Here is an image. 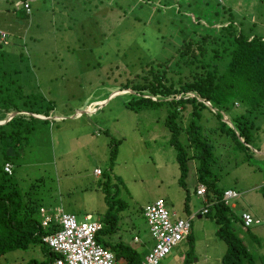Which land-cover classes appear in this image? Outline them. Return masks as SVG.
<instances>
[{
    "label": "rangeland",
    "instance_id": "obj_1",
    "mask_svg": "<svg viewBox=\"0 0 264 264\" xmlns=\"http://www.w3.org/2000/svg\"><path fill=\"white\" fill-rule=\"evenodd\" d=\"M229 1L29 0L27 13L19 0H0V32H9L8 39L25 53L20 70L29 91L24 93L34 94L37 98L29 101L38 104L36 110L48 109L52 117L49 124L37 123L38 131L23 148V160L13 167L20 185L29 188L38 180L40 186L32 191L43 208L60 205L74 212L78 222L88 213L101 224L108 208L102 191L106 187L110 205L122 211H112L119 218L117 234L102 237L103 242L121 239L142 257L153 245L145 206L161 199L181 218L189 216L184 214L187 208L190 215L200 211L194 161L188 162L185 188L179 186L181 172L169 144L165 109L128 111L123 107L128 97L118 91L143 65L170 60L182 38L179 30L200 28L195 21L223 24L228 10L238 17L246 4ZM251 9L252 20L249 15L244 20L246 30L254 24L255 34L264 37V5ZM190 113L188 106L183 123ZM206 124L215 126L213 121ZM256 124L259 131L248 149L216 135L213 172L218 190L240 193L234 201L236 214L248 212L260 220L249 232L236 228L235 234L255 263L264 264V110ZM111 145L117 151L113 164ZM95 168L101 177H94ZM190 220L192 243L177 245L161 264H188V257L189 264H221L226 245L216 235L212 216ZM39 248L9 252L0 257V264L44 261Z\"/></svg>",
    "mask_w": 264,
    "mask_h": 264
},
{
    "label": "trees",
    "instance_id": "obj_2",
    "mask_svg": "<svg viewBox=\"0 0 264 264\" xmlns=\"http://www.w3.org/2000/svg\"><path fill=\"white\" fill-rule=\"evenodd\" d=\"M239 4L246 6L238 11V17L228 10L227 22L223 24L209 26L195 21L200 28L179 30L182 38L171 59L163 58L143 65L138 74L120 84L118 91H125L123 94L128 99L123 107L128 111L165 109L164 124L170 134L169 144L175 150L181 172L179 186L185 188L188 162L194 161L197 187L204 186L207 201L211 203L204 216H212L218 227L216 235L226 245L221 264H256L254 256L235 234L236 228L250 230L243 227V212L237 215L234 208L224 205L222 197L226 190L216 188L217 178L213 172L216 135L230 138L238 147L248 149L254 134L259 131L258 115L264 110V37L255 34L254 24L248 30L244 24L246 15L250 20L253 18L251 7L264 5V0H242ZM13 9L19 11L15 4ZM23 55V47L16 42L0 43V122L16 113L0 125V257L38 245L45 260L37 262L33 259L28 264H51L58 255L42 239L58 227L53 225L56 228L46 229L41 225L43 204L33 194L41 182L33 181L29 188H23L13 168L23 160V148L28 145L30 136L38 131L37 123L49 124V121L34 117H49L48 109L44 113L38 112V104L29 101L37 97L24 93L29 87L25 90L28 82L26 78L22 79L20 70ZM188 106L191 113L183 123V112ZM209 121L215 126L209 127L206 124ZM116 157V146H112L109 157L112 164ZM6 164L10 165V173L4 170ZM102 191L108 208L101 218L103 227L96 235L97 242L113 253L115 264L118 261L139 264L142 256L128 244L121 240L103 242L102 237L116 233L117 215L122 210L110 205L106 187L103 186ZM260 192L264 197V186ZM190 234L187 241L192 243Z\"/></svg>",
    "mask_w": 264,
    "mask_h": 264
},
{
    "label": "built area",
    "instance_id": "obj_3",
    "mask_svg": "<svg viewBox=\"0 0 264 264\" xmlns=\"http://www.w3.org/2000/svg\"><path fill=\"white\" fill-rule=\"evenodd\" d=\"M29 0H22L23 8L29 12ZM6 34L0 32V42L4 45ZM4 170L10 173V165L6 164ZM95 176H100V170H94ZM196 195L201 197L203 208L191 216L193 219L197 215L204 216L207 214V206L210 205L206 198L204 186L199 185ZM240 194L234 190H226L223 193L222 201L224 205L234 208V201L239 198ZM143 216L148 224L150 234L154 240L152 249L145 256L141 264H161V262L173 251L177 245L187 240L191 232V220L176 218L175 215L167 209L163 200H156L148 205ZM244 229L258 226L260 220L255 219L250 213L243 212L241 215ZM43 226L57 225L59 229L52 234L44 237L42 242L45 243L58 257L51 264H115L114 255L102 248L97 242L96 235L102 229V224L86 217L84 221L78 222L75 215L66 214L59 211L54 217L45 216Z\"/></svg>",
    "mask_w": 264,
    "mask_h": 264
},
{
    "label": "crops",
    "instance_id": "obj_4",
    "mask_svg": "<svg viewBox=\"0 0 264 264\" xmlns=\"http://www.w3.org/2000/svg\"><path fill=\"white\" fill-rule=\"evenodd\" d=\"M29 17V16H28ZM28 17H26V18H28ZM16 32V31H15ZM5 33V32H4ZM8 34H10L9 32L6 34V42H7V44H11L12 42H11V40H9L8 39ZM1 43V42H0ZM2 44V43H1ZM6 44V45H7ZM27 92L29 91V90H26ZM98 102V101H97ZM103 102V101H102ZM95 111V110H94ZM81 112H77V114H80ZM85 113H87V111L85 110ZM35 118H37V119H41V120H46V121H51V119H52V117L50 118V116L49 117H42V116H35ZM94 170H97V168H95ZM94 170H93V175H94ZM99 170V169H98ZM101 172V171H100ZM102 176V172H101V175L100 176H95L94 175V177H96V178H99V177H101ZM238 193V192H237ZM240 194V193H239ZM240 197V196H239ZM157 200H159V199H157ZM161 200V199H160ZM104 201H105V199H104ZM165 203V202H164ZM150 205V204H149ZM166 205V204H165ZM234 205H235V203H234ZM148 206V205H147ZM147 206H145L144 207V209L147 207ZM167 207V206H166ZM235 208V207H234ZM144 209L142 210V212L144 211ZM168 209V208H167ZM186 209V208H185ZM169 210V209H168ZM59 211H62L63 213H66V214H71V215H75L76 216V214L74 213V212H65L62 208L60 209V205H58V206H54L53 207V209H50V210H47V209H45V208H43V206H42V208L40 209V220H41V225H42V223L45 221V216H50L51 217V219L52 220H54V217H55V215L57 214V213H59ZM170 211V210H169ZM171 212V211H170ZM104 214V213H103ZM103 214H102V216H103ZM171 214H173V215H175V217L176 218H181V217H179L178 216V214H176L175 212H171ZM184 214H186V215H189L187 218H181V219H188V218H190L191 216H193V215H190V212H189V209L187 208L186 209V211L184 212ZM196 214V213H195ZM91 217V215L90 214H88V213H86L85 215H83V217H82V219H83V221L85 220V218L86 217ZM101 216V217H102ZM253 216V215H252ZM256 219V218H255ZM259 220V219H258ZM147 223V222H146ZM53 225H55V224H53ZM53 225H48V226H43L44 228H50V227H52ZM148 225V224H147ZM57 226V225H56ZM54 227V226H53ZM58 227V229H59V226H57ZM102 227H103V225H102ZM54 228H56V227H54ZM54 232V231H53ZM52 232V233H53ZM52 233H50V234H52ZM50 234H48V235H50ZM115 234H117V233H115ZM114 234V235H115ZM149 234H150V231H149ZM47 235V236H48ZM44 237H46V236H44ZM43 237V238H44ZM150 237H151V239H152V236H151V234H150ZM121 240V239H120ZM119 241V240H118ZM117 241V242H118ZM122 241V240H121ZM152 241H153V245H154V240L152 239ZM133 242L136 244V243H138L139 242V239H138V237H133ZM102 245V244H101ZM152 249V245H151V248H150V250ZM107 251H110V250H108V249H106ZM149 250V251H150ZM111 252V251H110ZM112 253V252H111ZM113 254V253H112ZM148 254V253H147ZM146 254V255H147ZM145 255V256H146ZM145 256H143L142 257V260L140 261V263L139 264H141V262L144 260V258H145ZM166 259V258H165Z\"/></svg>",
    "mask_w": 264,
    "mask_h": 264
},
{
    "label": "water",
    "instance_id": "obj_5",
    "mask_svg": "<svg viewBox=\"0 0 264 264\" xmlns=\"http://www.w3.org/2000/svg\"><path fill=\"white\" fill-rule=\"evenodd\" d=\"M116 94H117V93H115V95H116ZM15 114H16V113L12 114L8 120H11L12 117L15 116ZM34 117H35V116H34ZM8 120H6L5 122H0V125L5 124L6 122H8Z\"/></svg>",
    "mask_w": 264,
    "mask_h": 264
},
{
    "label": "clouds",
    "instance_id": "obj_6",
    "mask_svg": "<svg viewBox=\"0 0 264 264\" xmlns=\"http://www.w3.org/2000/svg\"><path fill=\"white\" fill-rule=\"evenodd\" d=\"M20 1H21V0H20ZM20 1H19V2H20ZM196 190H197V188H196ZM195 193H196V192H195Z\"/></svg>",
    "mask_w": 264,
    "mask_h": 264
}]
</instances>
